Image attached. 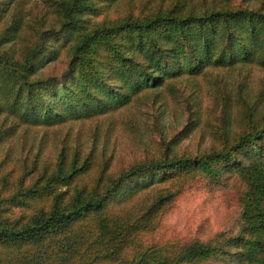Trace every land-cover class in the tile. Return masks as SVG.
<instances>
[{
  "label": "trees",
  "instance_id": "obj_1",
  "mask_svg": "<svg viewBox=\"0 0 264 264\" xmlns=\"http://www.w3.org/2000/svg\"><path fill=\"white\" fill-rule=\"evenodd\" d=\"M23 1L0 0V142L23 126L88 118L146 94L163 99L176 78L193 87L195 104L202 81L208 75L213 81L205 89L204 112L189 107L157 156L115 174L106 163L93 168L94 152L80 146L71 151L64 144L49 161L24 156L13 191L0 194V264H90L116 257L112 264L199 263L219 251L264 264V201L258 198L242 207L235 234L217 241L139 239L155 228L177 191L168 186L133 211L118 208L129 182L176 177L178 189L197 169L235 166L238 155L264 148V0H41L42 12L32 20L23 15ZM55 47L65 65L47 74L38 67ZM255 67L263 72L253 76ZM198 128L200 134L209 128L208 148L191 158L177 155L173 144ZM5 183L0 175V187ZM44 198L47 206L36 204L25 219L1 216Z\"/></svg>",
  "mask_w": 264,
  "mask_h": 264
},
{
  "label": "rangeland",
  "instance_id": "obj_2",
  "mask_svg": "<svg viewBox=\"0 0 264 264\" xmlns=\"http://www.w3.org/2000/svg\"><path fill=\"white\" fill-rule=\"evenodd\" d=\"M23 2V15L28 19L36 18L40 15L39 12H42L41 0ZM115 12L110 11L109 15L114 17ZM122 12L123 10L120 11ZM19 47H16L17 52ZM56 48L44 59L38 67L39 70L46 69L47 74L60 73L65 65V57L63 51L60 52L59 47ZM220 72L223 75L228 74L219 69L218 73ZM262 72L256 67L251 70L253 76ZM211 79V75H208L202 81L199 96L194 100L195 104L192 103L193 94H189L190 90H194L193 87L186 80L176 78L171 86L165 87L163 99L152 101L151 96L146 94L140 99H132L126 105L88 118L66 120L58 125L20 127L11 137L0 142V159L7 158L0 167V175H5L6 181L5 185L0 187V194L5 196L13 191L14 180L24 168V156L27 155L28 159L32 160L33 155H36L49 161L64 144L71 151L77 146L86 151L92 150L93 168L99 170L106 163L107 172L112 174L136 160L157 156L164 146L165 139L183 125L189 107H196L199 112H204L203 106L207 96L205 89L212 85ZM227 80L231 84L234 81L231 76H228ZM255 84L252 81L248 88ZM200 131L199 128L193 129L173 144L176 154L191 158L192 155L206 150L210 142L209 136L206 131L202 134ZM254 150L238 155L239 163L235 166L219 164L213 170L197 169L178 189L179 181H176V177L159 180L149 176L139 182H129L126 185L129 191L123 195L126 199L118 208L120 207L121 211H133L138 201L148 200L157 188L168 186L177 191L158 216L155 228L138 235L143 243L160 244L171 240L183 243L193 238L217 241L221 235L231 236L241 225V210L247 200L255 202L254 198H258V202L264 201V148L256 152L254 147ZM31 176L32 173L26 177L25 182H28ZM248 193L249 199L245 197ZM47 203L48 199L44 198L25 207L11 206L1 213V216L8 220L25 219L36 204L46 207ZM114 262H117V257L93 260L90 264ZM178 264L260 263H247L219 251L199 263Z\"/></svg>",
  "mask_w": 264,
  "mask_h": 264
}]
</instances>
